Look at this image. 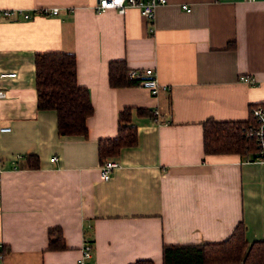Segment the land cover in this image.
<instances>
[{
    "label": "crops",
    "instance_id": "crops-1",
    "mask_svg": "<svg viewBox=\"0 0 264 264\" xmlns=\"http://www.w3.org/2000/svg\"><path fill=\"white\" fill-rule=\"evenodd\" d=\"M94 2L0 0V71L16 72L0 77V264H76L84 236L91 264H162L164 243L221 241L240 221L247 241L264 240V161L203 150V121L246 120L264 102V0H167L152 20ZM50 6L58 13H2ZM48 50L75 55L93 106L86 136L58 135L55 111L36 107L34 53ZM113 59L153 67L167 89L110 86ZM123 106L165 122L134 115L137 143L103 180L97 141L116 135ZM54 227L64 248L48 247Z\"/></svg>",
    "mask_w": 264,
    "mask_h": 264
},
{
    "label": "trees",
    "instance_id": "trees-1",
    "mask_svg": "<svg viewBox=\"0 0 264 264\" xmlns=\"http://www.w3.org/2000/svg\"><path fill=\"white\" fill-rule=\"evenodd\" d=\"M36 107L52 109L56 113L58 135L86 136V118L92 114L93 106L89 91L77 83L76 58L72 52L39 51L34 53ZM108 83L121 87L136 85L130 78L123 59L108 62ZM263 105L259 102L254 105ZM250 107V108H251ZM134 115H152V110L142 107L123 106L117 115V131L114 137L99 138L97 156L100 162L116 157L123 147L137 143V128ZM154 120V116L152 115ZM155 121V120H154ZM253 122L249 113L246 120L206 119L203 121L204 153H238L247 159H255L257 143L245 135V128ZM27 167H38L36 154H25ZM246 226L238 222L230 234L221 241L199 243H164L161 248L162 264H264V240L247 241ZM48 247L64 248L61 230L48 229ZM129 264H155L150 259H137Z\"/></svg>",
    "mask_w": 264,
    "mask_h": 264
},
{
    "label": "built area",
    "instance_id": "built-area-1",
    "mask_svg": "<svg viewBox=\"0 0 264 264\" xmlns=\"http://www.w3.org/2000/svg\"><path fill=\"white\" fill-rule=\"evenodd\" d=\"M167 0H95L93 4V9L96 12L104 11L106 9H115L119 13H123L127 8L134 7L137 8L142 16L147 20H152L155 14L156 8L160 4L166 3ZM182 7L189 10L190 7L182 4ZM59 11L58 6L41 7L35 8L30 11L25 8H12L9 10H3L4 15H20L23 18H30L32 13L37 12L43 15H55ZM150 31H152V26H150ZM128 75L130 78L137 80L136 85L146 88L149 93L153 96L157 95L161 90H166L168 86L161 83L156 77V72L153 67L146 68H128ZM3 76H16V72H5L0 71V77ZM239 79L245 81H253L252 78L246 75H240ZM5 95V91L0 88V98ZM250 114L253 118V122L248 124L245 128V135L247 137L253 138L257 143V155L254 160L264 161V106L254 105L250 108ZM152 115L155 117L156 123L165 122L164 115L159 109L153 108ZM0 130H9V127H2ZM56 156L50 158L51 161H55ZM119 165L118 161L113 158H107L100 162L98 168L100 176L103 180H107L111 177L115 168ZM93 251V243L83 237L82 244L79 248V255L76 258V264H91Z\"/></svg>",
    "mask_w": 264,
    "mask_h": 264
}]
</instances>
